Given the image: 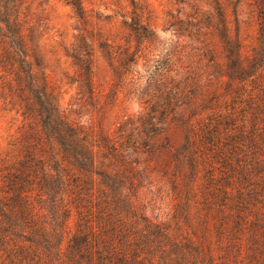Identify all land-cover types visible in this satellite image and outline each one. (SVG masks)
Masks as SVG:
<instances>
[{"label": "trees", "instance_id": "1", "mask_svg": "<svg viewBox=\"0 0 264 264\" xmlns=\"http://www.w3.org/2000/svg\"><path fill=\"white\" fill-rule=\"evenodd\" d=\"M260 19L251 56L225 36V78L163 169L134 156L130 131L69 121L32 61L39 25L0 21V94L22 118L0 151V264H264Z\"/></svg>", "mask_w": 264, "mask_h": 264}, {"label": "rangeland", "instance_id": "2", "mask_svg": "<svg viewBox=\"0 0 264 264\" xmlns=\"http://www.w3.org/2000/svg\"><path fill=\"white\" fill-rule=\"evenodd\" d=\"M260 15L264 0H0V21L39 25L32 61L64 116L130 131L134 156L157 169L183 143V118L225 78V36L251 56ZM189 75L199 79L192 95ZM21 123L0 94V151Z\"/></svg>", "mask_w": 264, "mask_h": 264}]
</instances>
